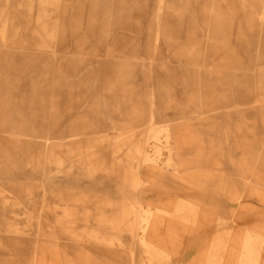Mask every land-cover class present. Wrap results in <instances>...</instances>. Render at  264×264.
I'll use <instances>...</instances> for the list:
<instances>
[{
	"label": "rangeland",
	"instance_id": "374dc122",
	"mask_svg": "<svg viewBox=\"0 0 264 264\" xmlns=\"http://www.w3.org/2000/svg\"><path fill=\"white\" fill-rule=\"evenodd\" d=\"M244 239L264 264V0H0V264H236Z\"/></svg>",
	"mask_w": 264,
	"mask_h": 264
},
{
	"label": "bare ground",
	"instance_id": "6f19581e",
	"mask_svg": "<svg viewBox=\"0 0 264 264\" xmlns=\"http://www.w3.org/2000/svg\"><path fill=\"white\" fill-rule=\"evenodd\" d=\"M159 133L158 129H154V128H150L149 129V135L153 138L151 142H145V145L147 148H145L146 150H144L143 148L140 150V148H135L134 152L136 154L137 157H139V162L138 165L136 166V169H134L133 173L135 174L136 178H134L135 180H137L138 182L140 181V178H138L137 175L140 176V172L141 171V167L142 170L144 171V169H146V172H153L154 173L158 172V174H160L159 176H162V172H161V166L159 164H156L157 160H160V158H158L160 156L161 153V147L158 144V139H157V135ZM157 141V142H156ZM152 152V154H151ZM169 155L167 157L166 162L164 163V167L166 168L168 166H172L171 164V160L172 159V155L170 154V150L168 151ZM151 154V155H150ZM94 166H100L101 162L98 159H101L100 156H96L97 154H94ZM174 163V162H173ZM148 169V170H147ZM196 213V212H195ZM192 215V211L189 210V212H182V215L187 216V219L189 223L193 224L195 223L196 219L198 218V216L196 214ZM192 215V216H191ZM164 225L161 224V222H157V224H150L148 222V219L146 220L144 226L140 229L141 230V234H142V239L144 240L143 242H145L144 244L147 245L146 243V239L147 238H153L154 241L156 242V245H158L157 247H169L171 245V242H173V234L176 230V226L168 221L166 223L165 226V230L163 231L164 234H161L160 228L162 229ZM192 226V225H191ZM194 227L188 228L185 232H187V234L192 235L195 234L198 230L193 229ZM184 229H182L183 231ZM132 233V230L130 231ZM136 228L135 230L133 229V235H136ZM136 237V236H135ZM134 237V238H135ZM195 235L192 237L194 238ZM190 239L189 242L184 246V250L182 252L181 256H186V258H188V254L190 251H192V248L195 245V241L193 239ZM149 245V244H148ZM240 247H241V251L240 254L238 256V258L235 260L237 261L236 264H258V253H256V251L254 252L253 248L251 247L250 241L248 239H244L243 241H241L240 243ZM187 250V251H186ZM254 252V253H253ZM189 264H201L202 262H200L198 259L195 258H190L188 260Z\"/></svg>",
	"mask_w": 264,
	"mask_h": 264
},
{
	"label": "crops",
	"instance_id": "0c3cea01",
	"mask_svg": "<svg viewBox=\"0 0 264 264\" xmlns=\"http://www.w3.org/2000/svg\"><path fill=\"white\" fill-rule=\"evenodd\" d=\"M191 254V253H190Z\"/></svg>",
	"mask_w": 264,
	"mask_h": 264
}]
</instances>
